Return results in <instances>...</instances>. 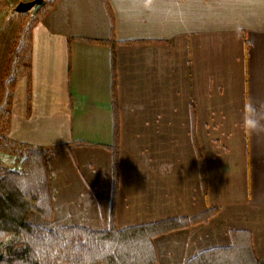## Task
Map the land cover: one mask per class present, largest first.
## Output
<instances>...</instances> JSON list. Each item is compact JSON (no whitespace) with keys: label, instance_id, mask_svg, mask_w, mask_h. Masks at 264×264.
<instances>
[{"label":"crops","instance_id":"crops-1","mask_svg":"<svg viewBox=\"0 0 264 264\" xmlns=\"http://www.w3.org/2000/svg\"><path fill=\"white\" fill-rule=\"evenodd\" d=\"M44 1L4 135L42 148L90 145L45 153L52 217L30 212L28 223L109 228L113 82L115 228L215 208L204 223L152 239L155 264L228 247L233 231L248 232L264 262V0Z\"/></svg>","mask_w":264,"mask_h":264},{"label":"trees","instance_id":"trees-1","mask_svg":"<svg viewBox=\"0 0 264 264\" xmlns=\"http://www.w3.org/2000/svg\"><path fill=\"white\" fill-rule=\"evenodd\" d=\"M53 1L50 0L48 3L51 4ZM41 10L27 19L29 24L25 29L16 31L14 37L15 56L10 52V56L13 54V57H10L11 67L9 70L6 68L3 70V74L7 73L3 77V80L6 79L4 84L10 88L18 76L25 73L28 68L29 32L41 15ZM112 43H107L110 48ZM14 65L19 70L15 74ZM112 88L114 144L110 148L113 153L114 189L109 228L103 231H93L81 227H62L51 231L32 225L27 221L30 212L36 213L45 220H50L52 217L48 176L43 162L45 153L71 146L90 144L76 142L68 146L42 148L16 142L2 134L0 136V152L15 155L16 168L10 169L0 164V249L10 237H15V241L6 246V251H0V264H155L157 259L152 239L198 223H204L215 214L216 209L211 208L193 218H170L121 230L115 228L113 225V204L117 180L118 117L113 82ZM5 93L2 107H0L1 116H4V125L9 114L6 109L9 91ZM193 113L191 111L192 117ZM192 139L202 185L205 188L201 154L194 135H192ZM230 238V246L202 251L186 264H264L256 259L248 232L233 231L230 233Z\"/></svg>","mask_w":264,"mask_h":264},{"label":"rangeland","instance_id":"rangeland-1","mask_svg":"<svg viewBox=\"0 0 264 264\" xmlns=\"http://www.w3.org/2000/svg\"><path fill=\"white\" fill-rule=\"evenodd\" d=\"M19 0H0V46H4L5 49H3V52H7L8 54L7 58L6 55H1V48H0V68H6L9 70L11 67V60L10 57H13L14 54V29L16 31H20L22 28L25 29L27 25L29 24V21L27 20L31 15L32 11H29L28 13H15L13 12L16 4L18 3ZM48 1V0H47ZM22 29V30H23ZM6 46H10L6 49ZM10 52L13 54L10 56ZM10 60V61H9ZM5 65V66H4ZM8 67V68H7ZM8 72V71H7ZM7 74V73H6ZM0 74V107H2L3 104V99L4 96L6 95L5 92L9 91V98H10V88L8 85L4 84L5 80H3V77L6 75ZM10 89V90H8ZM5 93V95H4ZM8 98L7 100V107L6 109H9L10 105V99ZM1 110V109H0ZM2 114L0 113V136L3 134L4 135V116H1ZM0 164L2 166H6L10 169L16 168L15 165V155H12L8 152H0ZM31 221V219H29ZM15 241V237H10L6 241V243L1 247L0 251H6V246L9 245Z\"/></svg>","mask_w":264,"mask_h":264},{"label":"water","instance_id":"water-1","mask_svg":"<svg viewBox=\"0 0 264 264\" xmlns=\"http://www.w3.org/2000/svg\"><path fill=\"white\" fill-rule=\"evenodd\" d=\"M45 5L44 0H31L29 2H19L13 12L15 13H26L32 11L35 15Z\"/></svg>","mask_w":264,"mask_h":264},{"label":"clouds","instance_id":"clouds-1","mask_svg":"<svg viewBox=\"0 0 264 264\" xmlns=\"http://www.w3.org/2000/svg\"><path fill=\"white\" fill-rule=\"evenodd\" d=\"M251 123L253 126H255L257 122L255 120H252Z\"/></svg>","mask_w":264,"mask_h":264}]
</instances>
